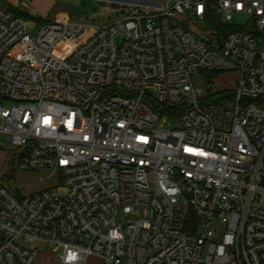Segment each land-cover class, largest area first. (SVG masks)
Masks as SVG:
<instances>
[{"label":"built area","instance_id":"built-area-1","mask_svg":"<svg viewBox=\"0 0 264 264\" xmlns=\"http://www.w3.org/2000/svg\"><path fill=\"white\" fill-rule=\"evenodd\" d=\"M260 37L264 0H172L32 33L0 0V134L18 170L58 178L27 197L0 185V264H35L40 242L65 264H264ZM228 71L235 89H216L210 74Z\"/></svg>","mask_w":264,"mask_h":264},{"label":"rangeland","instance_id":"rangeland-1","mask_svg":"<svg viewBox=\"0 0 264 264\" xmlns=\"http://www.w3.org/2000/svg\"><path fill=\"white\" fill-rule=\"evenodd\" d=\"M11 0L8 6L26 13L25 17L30 32H34L37 22L52 21L60 17H70L73 20H91L97 24L116 20L125 15L134 6L147 10L148 5L158 4L161 7L172 4V0ZM25 2L28 7L22 6ZM31 11H34L32 14ZM66 11L68 14H59ZM45 18V20H44ZM249 17L237 18L238 24H244ZM215 21L214 18L211 19ZM260 45L264 49V40L260 37ZM238 74L236 71L220 72L213 76L215 88L219 90L233 91L236 86ZM207 75L200 74L193 77L195 86L206 88ZM168 122V120H167ZM20 151L15 149L9 142L7 135L0 134V185L9 189L17 197H27L39 191L46 190L58 185L57 176L53 175L47 180H42L49 174L46 169L18 170L17 162ZM12 169H15L14 171ZM144 208L136 209L135 215L129 218H138L137 214L143 215ZM37 248L43 251L60 253V249L53 248L45 243H37Z\"/></svg>","mask_w":264,"mask_h":264},{"label":"crops","instance_id":"crops-1","mask_svg":"<svg viewBox=\"0 0 264 264\" xmlns=\"http://www.w3.org/2000/svg\"><path fill=\"white\" fill-rule=\"evenodd\" d=\"M10 1L11 0H5L6 3L12 5ZM15 1L17 2L18 0H15ZM22 6L28 7V5L25 2H22ZM31 13L33 14L34 11H31ZM59 14L67 15L68 13L66 11H61L59 12ZM100 263H101V260L99 257L91 256L87 260L86 264H100ZM35 264H65V263L62 262L60 253L58 252L56 253L54 251L48 250V251H43V252L40 251Z\"/></svg>","mask_w":264,"mask_h":264},{"label":"trees","instance_id":"trees-1","mask_svg":"<svg viewBox=\"0 0 264 264\" xmlns=\"http://www.w3.org/2000/svg\"><path fill=\"white\" fill-rule=\"evenodd\" d=\"M12 7H13V6H12ZM14 9H15L19 14H21L22 16H24V17H27V16H28L26 13H24V12H22V11L16 9V8H14ZM215 74H216V73H212V74H210V77L215 76ZM156 109L159 110L158 107H156ZM191 217H192V216H191ZM192 219H194V218L192 217Z\"/></svg>","mask_w":264,"mask_h":264}]
</instances>
